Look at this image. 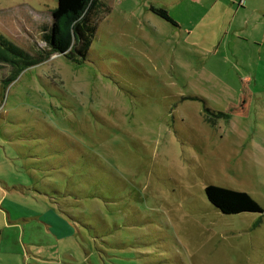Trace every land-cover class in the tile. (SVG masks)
<instances>
[{
	"label": "rangeland",
	"instance_id": "rangeland-1",
	"mask_svg": "<svg viewBox=\"0 0 264 264\" xmlns=\"http://www.w3.org/2000/svg\"><path fill=\"white\" fill-rule=\"evenodd\" d=\"M100 1L86 57L54 54L8 84L17 67L0 58L20 264H263L264 211L223 213L205 191H246L264 209V25L245 24L260 0ZM57 5L0 0V37L37 54L45 42L24 22ZM17 230L0 218V243Z\"/></svg>",
	"mask_w": 264,
	"mask_h": 264
},
{
	"label": "trees",
	"instance_id": "trees-1",
	"mask_svg": "<svg viewBox=\"0 0 264 264\" xmlns=\"http://www.w3.org/2000/svg\"><path fill=\"white\" fill-rule=\"evenodd\" d=\"M101 6L99 0H58L57 7L52 11L51 24L47 26V33L44 34L45 46L40 48L36 55L17 47L5 37H0V46L4 51L0 58L15 63V68L17 67L13 77L3 80L4 84L14 80L18 72L24 68L44 61L54 54H63L74 61L77 60L73 56L76 49L86 57L100 21ZM152 9L162 18L175 23L166 9L162 7ZM71 26L75 33L74 42L70 33ZM76 32L80 34L79 39ZM205 191L209 201L223 213L264 211L258 201L246 191L215 184H208Z\"/></svg>",
	"mask_w": 264,
	"mask_h": 264
},
{
	"label": "crops",
	"instance_id": "crops-1",
	"mask_svg": "<svg viewBox=\"0 0 264 264\" xmlns=\"http://www.w3.org/2000/svg\"><path fill=\"white\" fill-rule=\"evenodd\" d=\"M100 2L102 4L101 7L106 6V4L102 1ZM246 2L247 0H241L240 4L243 3L245 5ZM258 4H256L257 8L254 11H251V14L245 18L246 25H252L254 23L256 25H264V0H260ZM52 11L49 13L48 20L45 18L43 19V17L41 19V16L39 19H35L30 16L29 19H26V22H24L23 26L24 30L29 34L28 37H30V39H34V37H36L38 39L40 38L39 42L44 41V34L47 33L46 28L51 24L52 21ZM14 44L17 47L24 49L16 43ZM34 45L35 48H37L36 44ZM30 49L33 50V47L31 46ZM24 50L28 51L30 54H34L32 51L27 49ZM35 50L36 52H39L41 49ZM6 138H8V140L3 141L2 143H14L15 141L14 137L10 135L6 136ZM1 146L5 145H1L0 141V147ZM0 218L4 223L16 226L19 234V239L17 238L16 240L17 245L14 247H9L7 245L3 246L0 243V250L2 249V251H4V255L6 256V260L4 262L5 264H20V154L14 150L0 152ZM64 221L62 220V222ZM42 222L46 225L47 231L51 235H54L57 238H62L64 236L63 234L59 235V233L53 231V224L51 223L52 221L48 220ZM9 255L12 257H9ZM14 257L15 261H13ZM0 264H2L1 259Z\"/></svg>",
	"mask_w": 264,
	"mask_h": 264
}]
</instances>
